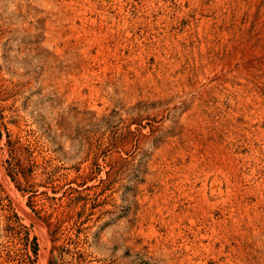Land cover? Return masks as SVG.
<instances>
[{"label": "rangeland", "instance_id": "374dc122", "mask_svg": "<svg viewBox=\"0 0 264 264\" xmlns=\"http://www.w3.org/2000/svg\"><path fill=\"white\" fill-rule=\"evenodd\" d=\"M0 264H264V0H0Z\"/></svg>", "mask_w": 264, "mask_h": 264}]
</instances>
